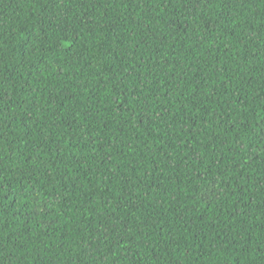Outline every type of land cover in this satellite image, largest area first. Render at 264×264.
Segmentation results:
<instances>
[{"label":"trees","instance_id":"1","mask_svg":"<svg viewBox=\"0 0 264 264\" xmlns=\"http://www.w3.org/2000/svg\"><path fill=\"white\" fill-rule=\"evenodd\" d=\"M0 264H264V0H0Z\"/></svg>","mask_w":264,"mask_h":264}]
</instances>
